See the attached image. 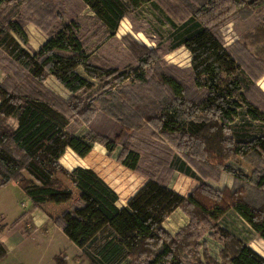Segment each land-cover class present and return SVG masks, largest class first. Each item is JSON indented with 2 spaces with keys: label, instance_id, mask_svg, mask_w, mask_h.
I'll use <instances>...</instances> for the list:
<instances>
[{
  "label": "trees",
  "instance_id": "trees-1",
  "mask_svg": "<svg viewBox=\"0 0 264 264\" xmlns=\"http://www.w3.org/2000/svg\"><path fill=\"white\" fill-rule=\"evenodd\" d=\"M82 1L111 35L128 11L154 0ZM26 2L0 0V8L5 4H13L14 8ZM195 2L183 0L185 14L180 22L168 16L170 50L184 47L189 51L191 83L186 85L162 70L158 46L147 48L136 42L129 46L137 63L133 77L141 86L150 87L149 93L156 102V110H152L147 121L166 136L157 142L162 143L164 157L171 154L167 161L162 159L164 169L177 161V170L196 177L191 170L194 169L203 179H207L210 170H223L232 175L233 184L219 190L202 183L183 197L167 187L164 180L149 173L146 182L124 206L118 205V194L91 168L77 166L68 171L59 159L66 148L81 158L89 155L90 142L96 139L92 135L75 136L65 130L66 111L71 109L72 100L78 99L76 93L91 88V80L112 77L122 81L129 75L91 63L78 36L76 22L63 23L61 28L48 32L43 13L35 8L40 0H32L29 9L36 15L33 19L36 27L48 33L49 38L37 51L30 53L22 47L21 44H27V36L23 19L15 16L17 12L11 11L5 19L0 18V49L29 75L18 76L20 82L16 77L10 83H0V187L16 183L35 209L48 196L70 193V189L62 188L57 174L71 180L79 192L77 203L55 223L82 250L89 264H202L196 257L200 229L211 228L210 221L228 210H233L264 240V203L261 202L264 171L260 169L258 177L250 179L226 163L248 153L260 159L264 157V109L248 98V89L240 91L238 73H246L253 66L249 67L246 60H239L225 48L215 32L216 22L224 16L222 6L225 15L233 7L247 13L255 10L262 14L264 22V0ZM44 16L47 23L46 17L52 18L53 14L48 11ZM80 68L84 74L79 72ZM248 71L250 77L254 75ZM47 76L54 77L69 91L66 103L69 109L64 111L42 95L40 83ZM162 88L170 96L167 102L162 100ZM106 94L100 95V102ZM138 102L143 105L145 101L139 98ZM75 113L85 115V112ZM9 118L16 120L15 128L7 124ZM253 123H260V134L241 131ZM102 143L108 153L115 148L114 142L102 140ZM116 159L126 168L139 171V156L132 149L123 150ZM176 208L188 216L189 222L171 235L162 222ZM220 233L227 239L221 252L222 264H264V257L247 244L224 229ZM6 251L0 242V260ZM192 256L196 257L194 262L190 261Z\"/></svg>",
  "mask_w": 264,
  "mask_h": 264
},
{
  "label": "rangeland",
  "instance_id": "rangeland-1",
  "mask_svg": "<svg viewBox=\"0 0 264 264\" xmlns=\"http://www.w3.org/2000/svg\"><path fill=\"white\" fill-rule=\"evenodd\" d=\"M187 1L196 3L195 0ZM29 3H32V0H27L26 3L18 4L14 8L13 4L3 5L0 8V18L5 19L7 13L9 16L11 11L17 12L15 16L23 19L27 36V44L21 45L31 53L37 51L34 48L43 42V35H48V33L42 30L38 32L34 29L36 25L33 19H36V15L29 9ZM182 5H184L183 0H154L137 10H130L120 20L117 29L111 35L100 25L94 13L82 0H40L37 7L40 6L41 9L35 7L43 13L42 20L49 27L48 32L61 28L63 23L76 22L79 26L78 36L91 63L106 70L116 68L119 73L124 72L129 75L122 81L112 77L91 80L93 86L76 93L78 99L72 100L71 109L66 104L70 97L69 91L54 77L47 76L40 83L43 90L42 95L47 96L48 100L61 109L64 108V111L66 108L69 109L66 111L68 123L65 130L67 133L84 137L92 135L96 138L94 142H90L91 148L93 147L97 153L95 157H87V154L81 158L69 148L67 153L64 152L60 157V164L68 171L77 167L75 164H80L79 167L91 168L114 191L116 190L115 192L119 196V206L126 204L127 199L132 196L133 185L137 183L142 186L147 180L146 174L149 173L164 180L166 185L174 186L179 183L173 191L183 197H187L202 183L220 190L224 187L230 188L234 181L231 174L216 169L209 171L207 179L198 176L194 169L191 170L195 171L197 176H188L176 169L177 161L167 167L168 169H164L162 159L167 161L170 153L164 157L162 143L157 142L166 139V136L161 135L152 123L147 121L152 110L154 112L156 110V102L149 93L150 87L141 86L142 84L133 77L137 71V63L129 51V46L132 42H136L147 48L158 46L162 70L177 76L186 85L191 83V55L189 51L184 47L170 50L168 41L171 32L168 16L174 21L180 22L185 14ZM230 10V13L225 15L222 6L221 13L224 16L216 22L215 32L225 48L235 53L239 60H246L249 67L253 66L252 70L247 69V71L253 72L254 75L251 77L248 75L249 71V73L247 71L238 73L237 78L242 87L240 91L248 89V98L264 109V22L262 14L255 10L247 13L245 9L238 10L234 7ZM48 11L52 12L53 17H46V23L44 15ZM79 72L84 74L81 68ZM21 74L23 77L29 76L0 49V83H10L16 80V77L17 82H20L18 76L20 77ZM108 91L111 92V95L106 94ZM103 93L106 94L109 101L105 97L102 102L99 101V97ZM137 98L144 99V104L141 105ZM169 99V94L162 88V100L167 102ZM75 112H85V115L80 116ZM7 124L15 128L16 120L9 118ZM260 126V123H253L252 126H244L241 131L258 135L262 130ZM102 140L114 142V150L108 153ZM127 149H132L138 154L139 171L126 168L116 159L120 152ZM178 158L181 159L180 155ZM261 159L254 153H248L246 157H238L235 160L228 159L226 163L246 174L248 178L255 179L258 177L260 169L264 171V157ZM73 160H76V163ZM57 178L62 188L70 189V193L49 197L35 209L32 208L31 201L18 186L9 183L0 187V226L5 224L12 227L22 220L20 223L21 232L26 235L33 229L34 232L31 236L37 235L38 237L36 249L28 252L23 249L22 253L26 260H32L37 255L38 258L41 257L42 263V260L49 259L52 254L58 252L54 258V264L62 263L63 259L64 264H67V257L72 259L76 250L75 245L56 225L55 220L65 210L76 205L78 195L71 180L61 174H57ZM261 202L264 203V194ZM28 211H31L32 214L29 215ZM210 226L212 227L200 229V236L196 239V242L200 244L196 257L202 264L223 263L221 252L227 239L222 237L221 229L231 233L264 257V240L233 210H228L217 219H212ZM12 239L13 241L17 240L14 236L11 237ZM32 243L33 241L28 239L24 241L23 245L27 247ZM80 257H83L82 254ZM196 257L192 256L190 261L194 262ZM76 259L80 258L76 256ZM83 260L87 261L88 259L83 258Z\"/></svg>",
  "mask_w": 264,
  "mask_h": 264
},
{
  "label": "crops",
  "instance_id": "crops-1",
  "mask_svg": "<svg viewBox=\"0 0 264 264\" xmlns=\"http://www.w3.org/2000/svg\"><path fill=\"white\" fill-rule=\"evenodd\" d=\"M26 28L29 29L28 26H26ZM34 29L36 31L40 32V29H38L36 26H34ZM24 32L26 33V29L25 28H24ZM43 36H44V38L42 40L43 42H41V44H39V46L37 48H34L35 50H38V48L48 39V35H43ZM68 149L69 148H66L65 153H67ZM96 155H97V153H96L95 149L92 147V152L87 157H91L92 158V157H95ZM70 161H72V160L70 159ZM73 161L76 163V160H73ZM78 165H80V164H75V166H78ZM75 166H73V167H75ZM70 169H72V168H70ZM11 184H13L14 186H17V184L14 183V182H12ZM178 184L179 183L174 184V186H172L171 184H167V187H169L172 190H175V188L178 186ZM139 187L140 186L137 183L133 185L132 195L139 189ZM75 191L77 192V195L79 197V192L76 189H75ZM54 196H57V195L48 196L46 198V200L49 197H54ZM28 213H29V215L32 214L31 211H28ZM21 222H22V220L20 222L16 223V225H14L12 227H8L5 224H1L4 227L2 228V231L0 232V242L6 247L7 251H6V255L0 260V264H44V263L45 264H54V258H55V255L58 252L52 254L51 258L46 259V260H42V263H41V257L38 258L37 255H36V257L34 256V258L32 260H26L24 258L23 253H22V252H24L23 249H26L25 252H28V251L36 249L35 245L37 243L36 240H38V237H37V235L36 236H31L32 233L34 232L33 229L30 231L31 233H29V234L27 233L26 235H24L23 234L24 232H21L22 230L20 228V223ZM187 223H188V216L185 215L184 212L180 208H176L162 222V226L171 235H174L181 227L185 226ZM33 225L35 226L34 222H33ZM12 236L16 237L17 240L16 241H13V239L11 240ZM28 239L33 241V243L31 244V246L25 247L23 245L24 241H27ZM75 248H76V250H75V252H74V254L72 256V259L67 257V262H68L67 264H70L71 262L73 264H89V260H87V261L83 260L82 261L83 258L87 259L83 255L82 250L79 249L76 246H75ZM81 254L83 256L82 258L80 257ZM76 256L79 257L80 259H76ZM74 259H75V261H74ZM121 264H126V262H122Z\"/></svg>",
  "mask_w": 264,
  "mask_h": 264
}]
</instances>
